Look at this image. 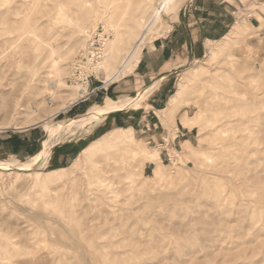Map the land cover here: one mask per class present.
Returning <instances> with one entry per match:
<instances>
[{
	"label": "rangeland",
	"instance_id": "rangeland-1",
	"mask_svg": "<svg viewBox=\"0 0 264 264\" xmlns=\"http://www.w3.org/2000/svg\"><path fill=\"white\" fill-rule=\"evenodd\" d=\"M187 1L176 0L177 10ZM162 2L0 0V132L42 124L34 154L0 155V264H264V0L253 7L261 26L251 29L244 19L204 58L183 64L158 89L167 87V103L157 107L165 110L143 122L135 114L147 112L151 97L130 106L142 91L122 109L132 108L122 120L137 121H108L101 136L90 124L75 127L97 106L76 119L59 111L77 87L91 92L107 81L125 53L108 52L111 40L124 33L130 49ZM172 18L162 12L140 58ZM84 20L90 23L83 33ZM97 36H104L103 57L79 74L75 62ZM239 102L251 114L245 107L241 113ZM245 126L256 127L247 133ZM185 127L189 135L178 136ZM111 132L126 141L103 138ZM84 137L91 147L63 166H7L41 156L47 139L56 141L49 159L55 147ZM125 147L136 151L129 159ZM158 165L161 178L154 175Z\"/></svg>",
	"mask_w": 264,
	"mask_h": 264
},
{
	"label": "crops",
	"instance_id": "crops-1",
	"mask_svg": "<svg viewBox=\"0 0 264 264\" xmlns=\"http://www.w3.org/2000/svg\"><path fill=\"white\" fill-rule=\"evenodd\" d=\"M257 2L258 0H250L247 3L242 0H188L179 9L177 17L168 21L169 29L165 36L157 38L149 49L143 51L132 73L123 76L117 82L112 80L101 82L100 85L97 84V86L91 88V92H86L78 101L69 105L66 112L76 119V117L87 114L102 99L106 101L107 98L114 99L119 96L132 99L133 97L131 96L134 93H137L136 96H138L141 91L139 97L130 106L135 107V104H140L148 95L151 98L145 107L147 112L144 113L142 110L135 114L137 116L141 114L139 123L156 113V111L165 110L166 107L163 109L157 108L161 106V102L167 99V87L164 88L163 92H160L161 90H158L160 86L166 80H170L186 62L204 58L210 51L209 46L226 39L242 20L247 19L251 29L256 30L259 28L261 22L255 16V13L261 14V11L253 9V7H261L257 5L259 4ZM261 17L264 16L261 15ZM158 84L157 90L156 88L154 89ZM165 102L167 103V101ZM129 109L132 108H127L123 111L119 109V111L105 112L107 113L105 117H107L102 122L104 124L100 123L92 126L91 132H96L97 136H101L108 131L105 126L108 121L113 120L112 123L118 126L123 125L124 121L134 119L133 116L127 115L128 120H122L121 115L125 114V112L127 113ZM117 117L121 119L119 122L116 120ZM134 120V122L137 121L136 119ZM41 126L42 124H38L22 130L0 132V155L30 156L34 154L40 139L37 135V129ZM152 126L151 123H148L144 132L150 131ZM117 129H120V127ZM184 129L186 132L179 130L180 132L177 135L180 136L182 134L183 137H187L191 130H186V127ZM157 135V133H153L150 137L155 138ZM186 141H189V139H186ZM89 142L91 141H86V137L78 138L74 141L69 140L52 150L47 163L60 167L66 164L67 161L71 162L88 147Z\"/></svg>",
	"mask_w": 264,
	"mask_h": 264
},
{
	"label": "bare ground",
	"instance_id": "bare-ground-1",
	"mask_svg": "<svg viewBox=\"0 0 264 264\" xmlns=\"http://www.w3.org/2000/svg\"><path fill=\"white\" fill-rule=\"evenodd\" d=\"M176 0H163V2H162V5L160 6V7H157V8H155V10L153 11V14L150 16V19L149 20H147L146 22L145 21H143L144 23H145V25H144V27H143V31L141 32V34L139 35V37H138V39H137V41L135 42V44L130 48V49H128V47L125 45V44H127L126 43V41H127V39L125 38V35H124V33H117L116 34V36H114V39L113 40H111V42H110V44H109V47H108V52H110V53H112V55L114 54L113 52H117V53H119L120 51H124L125 53H123L122 54V57L120 58L121 60H120V64H119V67H117L116 69H115V71L113 72V73H110V72H108L107 73V81H112V80H114V79H116V78H118L119 76H121L122 74H125V73H127V72H131V71H133L134 70V68L137 66V64H138V62H139V58H140V55H141V52H142V49H143V46H144V40H145V38H147L148 36H149V32L150 31H152L151 30V26H153V24L156 22V21H158V19L161 17V15H162V12L164 11V10H166V11H169L172 15H173V17H177V15H178V10H177V6L174 4V2H175ZM89 23H90V21L89 20H84V23H83V25H82V27H81V29L83 30L82 32L84 33L85 32V29L87 30V28L89 27ZM143 25V24H142ZM154 28V27H153ZM152 28V29H153ZM94 29V28H93ZM92 29V30H93ZM134 30V29H133ZM91 31V30H90ZM87 32H88V30H87ZM151 34V33H150ZM127 36V35H126ZM132 37V36H131ZM125 42V44H123ZM126 46L125 48L123 47V46ZM120 48H122L123 50H121ZM108 57V56H107ZM110 58H113V57H111L110 56ZM119 58V57H118ZM115 59V58H114ZM113 60V59H112ZM117 60V59H116ZM106 65L107 64H109L110 65V59L109 58H107L106 59V61L104 62ZM105 64L103 65V66H105ZM101 65V64H100ZM108 66V65H107ZM106 67V66H105ZM108 68V67H107ZM245 79V78H244ZM248 80L246 79V82H247ZM249 82V81H248ZM232 83V82H231ZM63 83H62V80H59V82H55V81H52V86L54 87V88H56V87H58V86H60V85H62ZM232 84H234V83H232ZM245 84V83H244ZM249 84H251V83H249ZM232 86V85H231ZM247 86H249V89H250V91L252 90L251 88L253 87H250V85H248L247 84ZM246 86V87H247ZM257 87H260V86H257ZM257 87H256V89H257ZM233 88V91H235L234 90V87H232ZM248 88V87H247ZM246 88V89H247ZM75 89V88H74ZM255 89V92H256V94H261V92H262V90L264 89H262L261 91H260V89H259V91L260 92H258V89L256 90ZM226 90H229V89H226ZM226 90H225V92H226ZM232 90V89H231ZM237 90H239L238 88H237ZM240 91V90H239ZM243 91V90H242ZM241 91V92H242ZM231 92V91H230ZM240 92V93H241ZM86 93V89L85 88H81V86L80 87H77V90L75 91V93H73L72 94V96L70 97V99H69V104H67V105H64L59 111H61V110H66L67 109V107L69 106V105H71L72 103H74V102H76V101H78V99L80 98V97H83L84 96V94ZM235 93V92H234ZM226 94H227V92H226ZM229 94V93H228ZM231 94V93H230ZM244 94V93H243ZM255 94V95H256ZM237 95H239V94H237ZM255 95H254V97H255ZM263 95V94H262ZM227 96H230V97H232V99L235 97H233V96H231V95H227ZM244 96V95H243ZM238 97V96H237ZM240 97V96H239ZM238 97V98H239ZM259 97V96H258ZM236 98V97H235ZM242 98V97H241ZM244 98V97H243ZM231 99V98H230ZM261 99V98H260ZM259 99V100H260ZM130 100H131V98L130 97H122V98H120V99H118V100H114V99H110V98H107L106 99V101H105V103L104 104H102V105H97V107H96V109L95 110H97V111H99V113L98 114H95V113H92V114H90L89 116H87V117H85L83 120H81V121H79V123H76L75 124V127H77V128H80V127H84V126H86V125H92V126H95V125H98V124H100L102 121H104L105 120V118L107 117H105V115L107 114V113H105V112H109V111H112V110H119V109H123V108H125L127 105H128V103L130 102ZM246 100V99H245ZM232 101V100H231ZM249 101H251V100H249ZM256 101H258V100H256ZM247 102H248V100H247ZM253 102H254V100H253ZM235 103V102H234ZM236 103H238V102H236ZM241 105H242V103L241 102H239ZM255 103H257L258 104V102H255ZM259 103H263V102H259ZM138 104V103H137ZM137 104H135V105H137ZM249 104V103H248ZM236 105H238V104H236ZM259 105V104H258ZM263 105V104H262ZM239 106V105H238ZM253 106H255V105H253ZM259 106H261V105H259ZM259 106L258 107H256V108H259ZM227 107V106H226ZM235 107V106H234ZM233 107V108H234ZM240 107L243 109L245 106H239V107H236V108H238V109H240ZM254 107V108H255ZM235 108V109H236ZM261 108V107H260ZM230 109H231V107H230ZM235 109H234V111H235ZM227 110H228V108H227ZM231 110H233V109H231ZM237 110V109H236ZM245 111H246V113L248 112L247 110H246V107H245V109H244ZM254 110H256V109H254ZM229 111V110H228ZM240 112H241V109L239 110ZM245 111H243V112H241V113H243V114H245L244 112ZM257 112V118L261 115V113H258V110H256ZM227 112V111H226ZM239 112V113H240ZM251 112V111H250ZM249 112V114H251ZM260 112V111H259ZM253 113V112H252ZM254 113H255V111H254ZM243 114H241V115H243ZM248 114V113H247ZM248 114V115H249ZM260 114V115H259ZM247 115V116H248ZM246 116V115H245ZM255 116V115H254ZM251 118V117H250ZM262 118H264V117H262ZM252 119V118H251ZM261 119V118H260ZM254 121V120H253ZM257 121V120H256ZM243 123V122H242ZM245 123H247V122H244L243 123V125H245ZM248 123H250L249 122V120H248ZM260 123H261V120H260ZM259 123V124H260ZM251 124H253V123H251ZM247 125V124H246ZM248 126V125H247ZM250 126V125H249ZM252 126V125H251ZM256 126H254V127H252L253 129L255 128ZM247 128H249V130H251V131H253V129H250V127H244V128H242V129H245L244 131H246L247 132ZM257 128H258V126H257ZM261 127H259V131L260 132H262L261 130L262 129H260ZM248 130V131H249ZM243 131V130H242ZM244 131H243V133H244ZM259 131H257V133L259 132ZM245 132V133H246ZM248 133V132H247ZM249 133H251V132H249ZM254 133H255V130H254ZM247 135V134H246ZM246 135H244V139H246L245 138V136ZM251 135H253V133H251ZM255 136V135H254ZM105 137H108V138H112V139H117L118 141H122V142H125L126 140L124 139V138H120V137H118V134L116 133V132H111V133H109V134H107V135H105L103 138H105ZM241 137V136H240ZM243 137V136H242ZM246 137H248V135L246 136ZM249 137H252V136H249ZM257 137V136H256ZM255 138V137H254ZM260 138H262V136H260ZM249 139V138H248ZM251 139V138H250ZM254 141V140H253ZM255 141L256 142H258V141H261V140H256L255 139ZM255 141L253 142V143H255ZM262 142H264V140L262 141ZM55 143H56V141L55 140H51V139H47V141L45 142V144H44V150H43V153L41 154V156H36V157H34L32 160H31V162H28V163H20V164H8L7 166H10V167H13V166H15L16 168H18L19 170H24V169H28V170H30V169H32V166L34 165V164H37V162L39 163V169L40 168H42V166H44L46 163H47V160H48V156H49V153H50V150L52 149V147L55 145ZM257 144V143H256ZM260 144V143H259ZM261 144H263V143H261ZM91 146H89L86 150H88L89 148H90ZM124 150L127 152V153H125V154H127L128 155V159L134 154V153H136V151L131 147H128V148H124ZM129 153V154H128ZM125 160H127V158L125 157ZM145 161H143V160H139V161H137V163L139 164V166L140 167H142L145 163H144ZM2 163V162H1ZM57 171H59V170H55V171H52V172H57ZM154 175H155V177L156 178H161L162 176H163V170H162V167H161V165H158L156 168H155V170H154ZM59 178H55L56 180H62V179H64V177H62V176H58ZM46 179H47V177H43V178H41V180H40V184H42V185H45L46 184ZM99 179V178H98ZM102 180V179H101ZM101 180H96L97 182L96 183H99V182H101ZM53 181V179L51 178V177H49V179H48V182H52ZM102 183V182H101Z\"/></svg>",
	"mask_w": 264,
	"mask_h": 264
},
{
	"label": "built area",
	"instance_id": "built-area-1",
	"mask_svg": "<svg viewBox=\"0 0 264 264\" xmlns=\"http://www.w3.org/2000/svg\"><path fill=\"white\" fill-rule=\"evenodd\" d=\"M103 37L104 36H97L91 43L90 48L81 54L77 62H75L76 72L78 71L79 74H82V70H84V67H86V64H89V65L95 64V63L97 64L101 61L103 57V52H104ZM50 104L53 105V102L50 101Z\"/></svg>",
	"mask_w": 264,
	"mask_h": 264
}]
</instances>
